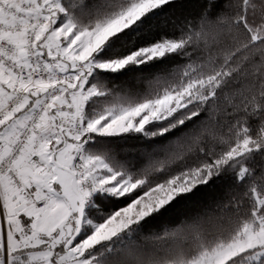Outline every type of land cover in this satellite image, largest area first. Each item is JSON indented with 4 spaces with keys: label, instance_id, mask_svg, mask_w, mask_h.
Masks as SVG:
<instances>
[{
    "label": "snow or ice",
    "instance_id": "6c2138e0",
    "mask_svg": "<svg viewBox=\"0 0 264 264\" xmlns=\"http://www.w3.org/2000/svg\"><path fill=\"white\" fill-rule=\"evenodd\" d=\"M0 264H264V0H0Z\"/></svg>",
    "mask_w": 264,
    "mask_h": 264
}]
</instances>
